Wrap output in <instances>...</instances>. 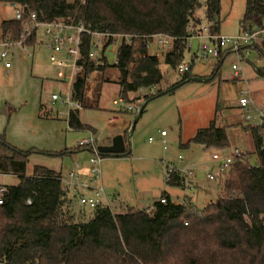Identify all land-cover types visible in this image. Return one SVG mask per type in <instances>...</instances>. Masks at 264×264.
<instances>
[{
  "label": "trees",
  "instance_id": "1",
  "mask_svg": "<svg viewBox=\"0 0 264 264\" xmlns=\"http://www.w3.org/2000/svg\"><path fill=\"white\" fill-rule=\"evenodd\" d=\"M1 3L27 4L26 13L35 12L42 22L71 18L92 31L110 34L99 58L89 57L93 39L88 33L82 35L85 69L73 85V94L82 107L71 110L66 120L70 129L92 130L95 134L80 117L82 108L93 106L87 105L86 97L92 73L104 74L109 67L116 68L121 94L132 102L130 92L155 87L164 79L159 57L150 54L147 47L153 35L175 38L171 49L159 47L165 63L175 70L185 59L189 23L200 21L195 14L202 7L200 0H0ZM205 5L207 18L216 20L214 30L219 32L221 0H205ZM262 28L264 0H246L240 32ZM0 30L1 38L17 40L23 24L14 17L3 19ZM120 33L138 37L119 46L112 65L105 51L114 35ZM35 35L34 32L28 38L26 46L34 45ZM225 57L222 52L216 74ZM256 73L264 76V67H256ZM182 77L171 91L193 78L191 69ZM102 79L109 81L105 76ZM40 109L42 117L53 116L43 103ZM228 127L217 125L214 119L181 146L196 143L208 150L227 149L231 146ZM242 128L250 135L248 153L256 154L258 162L248 164L245 154L237 159L220 178L221 192L212 205L199 209L190 201L175 202L165 192L161 198L165 197L166 202L160 198L150 210L128 207L114 213L110 207L100 206L85 220H77L72 208L75 199L63 188L62 172L36 166L28 174L34 148H20L0 133V174L20 179L17 185H5L4 202L0 204V264H264V144L258 127ZM121 154L130 151L112 155ZM165 180L183 188L184 179L177 173Z\"/></svg>",
  "mask_w": 264,
  "mask_h": 264
},
{
  "label": "rangeland",
  "instance_id": "2",
  "mask_svg": "<svg viewBox=\"0 0 264 264\" xmlns=\"http://www.w3.org/2000/svg\"><path fill=\"white\" fill-rule=\"evenodd\" d=\"M200 1L202 7L195 14L199 19L206 15L205 0ZM245 8L246 0H221V11L217 17L221 34L234 35L241 31L240 20L244 16ZM14 15L15 9L12 4H0V25L3 19L13 18ZM36 35L38 42L34 47L21 45L11 47L10 60L13 65L11 69L4 68V60L0 59V96L4 103L1 108L8 110L11 106L12 110L9 113L17 115L22 99L23 102H27L26 112L30 113L32 105L35 104L33 113L37 115L38 112L39 118L43 120V124L37 129H31L33 133L37 132V139L34 140L36 143L24 147L34 148L29 158L27 173L32 174L36 166H45L66 173L76 164L75 153L80 154L79 162L87 165L85 162L89 159V151L77 148L79 141L87 136V130L70 129L66 121L67 107L60 102H52L51 94L67 91L68 83L57 78L61 68L52 64L50 60L51 50L47 45L43 25L39 27ZM192 43L196 45L197 40H193ZM260 43L258 47H261ZM155 44L154 41L150 51ZM118 46L119 40L111 44L105 53L112 65L117 59ZM160 58V68L164 74L162 82L155 87L129 93L135 106L145 104L143 116L135 127L133 126L132 134L129 135L130 147L129 149L126 147L127 150H131L130 154L104 156L103 185L107 191L118 192L123 201L138 209L148 210L165 192L171 194L178 202L187 197L197 208L203 209L210 200L215 201L221 192L219 188L221 180L207 178L209 172L217 170L212 152L218 149L199 150L196 156L200 157L203 154L202 159L197 161L196 157L193 164L189 158L199 144L192 143L189 148H185L181 143H186L195 130L208 126L214 119L217 125L246 124L244 111L239 104L240 97H249L253 100L254 106L258 104L257 106L264 108V76L256 73V67H264V57L259 55L256 48L252 49L251 54L245 59L230 53L224 58L217 74L215 71L217 59L198 61L192 66V74L197 79L186 81L172 91L170 90L172 86L183 77L175 72L171 65L165 63L164 55L159 56ZM233 64L241 67V75L238 78L234 76ZM115 70L117 69L109 67L104 72L103 77L110 81L103 80L101 73L99 76L91 75L86 89L87 105L94 106L81 110V119L97 128L99 145L104 141L108 142L109 138L113 137L112 130L117 128L108 123L109 117L114 115L113 110L118 108L113 104V100L122 95L120 84L112 81L119 77L118 70ZM160 91L161 93L157 95ZM41 103H46L48 110H53V116L48 118L41 116L39 111ZM61 113L64 115H58ZM126 114L132 116L136 112H126L124 115ZM162 130L169 134L164 139L160 136ZM239 130L240 134L235 135L233 129H229L232 144L240 146L246 155V162L254 165L258 159L256 155L248 153L251 151L249 134L238 127L237 131ZM123 134L128 138L126 131H123ZM150 137L153 141H149ZM161 140L166 141V147ZM180 154L185 156L183 162H179ZM169 162L180 164L182 167H192L193 185L198 182L200 186L184 189L170 185L165 180L166 163ZM19 182V177L15 175L0 174L1 185H17ZM208 189L211 191L207 192ZM72 206L77 220L93 216L94 211L91 209H81L75 204ZM112 210L117 213L125 209L119 204H114Z\"/></svg>",
  "mask_w": 264,
  "mask_h": 264
},
{
  "label": "built area",
  "instance_id": "3",
  "mask_svg": "<svg viewBox=\"0 0 264 264\" xmlns=\"http://www.w3.org/2000/svg\"><path fill=\"white\" fill-rule=\"evenodd\" d=\"M15 9L14 18L19 20L23 24V31L17 40L1 39L0 40V59L4 60V66L6 68L11 67L12 62L10 60V49L15 45L26 46V41L35 32L37 34L40 26L45 28V35L47 37V45L51 50L50 60L52 64L60 67L61 69L57 73V78L61 81L68 83V90L65 92H54L51 94L52 102H60L63 106L67 107L66 114L67 119L70 116L71 110L80 109L82 103L76 99L73 94V85L80 73L85 69L84 55L82 53V35L88 33L92 36L93 45L89 52L90 58H99V53L103 43L109 33L92 31L84 24H75L71 18H60L51 22H42L38 20L37 14L33 11L28 13L27 4H12ZM216 26L215 19H208L207 15L201 18L199 22L191 21L189 23V34L186 37V55L189 58L181 61L175 68V72L183 76L190 71L192 65L196 61H208L211 59H219L222 52L230 50L234 52L238 57L245 59L251 50L258 48V42L264 34V28L253 29L248 31H242L234 35L221 34L216 32L214 27ZM114 41L112 44L119 40V46L124 42L130 44L133 38L138 35L132 34H116L114 35ZM153 41H150L147 45L150 54L157 57L163 55V51L159 48L171 49L174 42V37L164 34L153 35ZM193 40H197V44L194 45ZM156 42L152 51V43ZM118 46V47H119ZM102 51V50H101ZM118 51V50H117ZM106 53V51H105ZM63 68V69H62ZM234 70V76L236 78L241 75V67L237 64L232 66ZM66 69V70H64ZM113 104L118 106L121 111L140 113V106H135L132 102L127 101L123 95L118 96L113 100ZM239 104L244 111V119L246 124L252 127H258L264 144V108H259L253 105L251 98L243 96L239 99ZM58 115H64L63 113ZM124 121L123 114L114 112L108 119L109 125H114ZM132 130L130 126L129 131ZM162 136H166L165 130L161 131ZM153 141V138H149ZM165 147L166 141L163 140ZM78 146L85 148L89 151L88 165L83 167L81 162H76L74 168L70 169L66 173H62L60 180L62 181L64 190L70 195V197L77 200V202L84 209L95 210L100 206H107L111 208L108 200L107 191L103 185V170L102 162L104 159L103 152L99 150L98 137L92 130H87V136L82 138ZM244 151L240 147H233L228 152L221 150H215L212 152V158L217 165V170H212L207 174L209 180H217L223 178L233 167L235 161L241 158ZM179 162L185 160V156L180 154ZM173 173L179 174L183 177V188H194L192 178L194 172L192 167H182L176 163H166V179H169ZM7 190L5 185H0V204L4 202V194ZM161 202H166V198L160 199ZM189 199L184 198L181 204H187ZM213 200L208 202V205H212ZM112 209V208H111ZM149 210V209H148Z\"/></svg>",
  "mask_w": 264,
  "mask_h": 264
},
{
  "label": "crops",
  "instance_id": "4",
  "mask_svg": "<svg viewBox=\"0 0 264 264\" xmlns=\"http://www.w3.org/2000/svg\"><path fill=\"white\" fill-rule=\"evenodd\" d=\"M219 32H220V28H219ZM38 33V32H37ZM36 37H35V43H34V45L35 44H37V42H38V38H37V35H35ZM264 40V35H262V37H261V39H260V41L259 42H261L260 43V45H261V47L260 48H262V41ZM258 42V43H259ZM34 45H32L31 47H34ZM259 49V48H258ZM259 51V50H258ZM225 53H226V56L228 55V54H230V53H234V52H232V51H230V50H226L225 51ZM259 55H261V56H263L264 57V54H262L260 51H259ZM185 57H186V59H188L189 58V56H188V54L187 55H185ZM160 60H161V58H160ZM218 60V59H217ZM196 62H198V61H196ZM196 62H194L193 63V65L196 63ZM217 62V61H216ZM217 64V63H216ZM192 65V66H193ZM13 67V65H11V67H9V68H6L5 66H4V68H6V69H11ZM110 68H114V67H110ZM215 68H216V66H215ZM114 69H116V68H114ZM115 71H117V70H115ZM192 71H193V69L191 68V75L193 76V78L192 79H197V78H195L194 77V74H192ZM93 74H96L97 76H99V72L98 71H95V72H93L92 73V75ZM117 74H118V76H119V72H117ZM12 76H14L13 74H11ZM102 76L104 75V74H101ZM191 79V80H192ZM110 81V80H109ZM112 81H114V82H116L117 83V81H118V78H116V79H114V80H112ZM188 81H190V80H188ZM93 84V83H92ZM1 88V87H0ZM120 91H121V89H120ZM86 97H88V95H87V90H86ZM1 99H2V96H0V133H5V135H6V137H7V139L11 142V143H13V144H15V145H17L18 147H20V148H24L25 146H27V145H32L33 143H36V142H34V140H35V138L37 139V132H35V133H33L32 131H31V129H37L38 128V126H40V125H42L43 123H42V121L43 120H41L39 117H40V115H38V112H37V115H34V113H33V109H35V104L34 105H32V109H31V112L29 113V112H26V110H27V107H25L26 106V104H27V102H23V100L22 99H20V107H19V110H18V114L17 115H11L10 113H9V108L11 107V106H9L8 107V110L7 109H2L1 108V106L2 105H4V103H2V101H1ZM3 99H5V98H3ZM52 100V99H51ZM140 101V99L138 100V102ZM137 102V103H138ZM5 104H6V106H7V102H5ZM42 104V103H41ZM41 104H40V106H41ZM44 104V103H43ZM45 105V109H46V111H51L52 113H53V110L52 109H50V110H48L49 109V107L47 106V104L45 103L44 104ZM258 105V104H257ZM256 105V107H259V106H257ZM94 106V105H93ZM98 106V105H97ZM137 106H140L141 107V104H139V105H137ZM93 108V107H92ZM94 108H96V107H94ZM97 108H99V107H97ZM260 108V107H259ZM84 108H82L81 110H83ZM7 111H8V114H7ZM39 111L41 112V113H43V111L39 108ZM114 112H121L122 114H123V118H124V121H122L121 123H117V124H114V126L113 127H117V128H114L113 130H112V135H113V137H117V136H120V135H122L123 136V138H124V142H125V146H128V149H129V147H130V144H129V141H128V139H129V135L130 134H132V130H133V126L135 127V124L138 122V120H140V118L143 116L142 115V113H143V111L141 112V113H136L135 115H127V114H129V113H127L126 115H124L126 112L125 111H121L120 109H119V107L117 108V109H115V110H113ZM166 116H168V115H166ZM46 118V117H45ZM82 120V119H81ZM83 121V120H82ZM84 122V121H83ZM84 123H86V122H84ZM86 124H88V123H86ZM88 125H90V124H88ZM113 125V124H112ZM223 125H228L229 127H228V132H229V129L230 128H232L233 129V131H234V134L235 135H239L240 134V130L239 131H237V129H238V127L241 129V130H243V128H242V125H247V124H243V123H238V124H236V125H233V124H230V123H225V124H223ZM223 125H220L219 124V126H223ZM95 131H96V133H97V128H95L93 125H90ZM130 126H132V130H130L129 131V128H130ZM112 127V126H111ZM202 128V127H201ZM200 129V128H199ZM123 131H126L127 133H128V138L126 137V136H124L125 134H123ZM163 131V130H162ZM244 131V130H243ZM196 132H197V130H195V132H194V134H191V136L189 137V139H191L195 134H196ZM160 134H161V132H160ZM169 134L167 133V135L166 136H168ZM161 136V138L162 139H164L166 136H162V135H160ZM229 136H230V132H229ZM113 137H110L109 139L110 140H108V142L106 141H104V143H102V144H100L99 146H108V145H112V143H113ZM249 137H250V135H249ZM150 141V140H149ZM162 141V140H161ZM181 141H183L182 139H181ZM230 141H231V139H230ZM163 142V141H162ZM184 142V141H183ZM105 143H107V144H105ZM190 146H188L187 148H189ZM233 147H238L237 145H235L234 146V144H232V141H231V146L229 147V148H227V149H222L221 151H223V152H228V151H230ZM240 147V146H239ZM24 149H26V148H24ZM126 149H127V147H126ZM199 150H208V149H205L202 145H199V147H196V149L194 150V152L192 153L193 155L189 158L190 159V162L191 163H193V164H195V159H196V157H198L197 158V161H199V160H201L202 159V156H203V154L199 157V156H196V154H197V152L199 153ZM209 150H212L213 151V149H209ZM129 151V150H128ZM130 152H131V150H130ZM254 155H256V154H254ZM80 156V154L79 153H75V157H76V162H79V160H78V157ZM257 157V156H256ZM186 158H188V156H186ZM88 160V159H87ZM86 160V162H85V164H87L88 165V161ZM75 162V163H76ZM215 163V162H214ZM87 165H83V167L84 168H86L87 167ZM215 166H216V164H215ZM192 182H193V180H192ZM194 183V182H193ZM196 186H200V183H198V182H196V184H195V187ZM220 186V185H219ZM181 188V187H180ZM220 188V187H219ZM106 189V188H105ZM106 191H107V189H106ZM207 192H210L211 190H206ZM168 193V192H167ZM170 196H171V194H169ZM107 196H108V200H109V202H110V205H111V208H112V206L114 205V204H119L120 206H121V208L122 209H126V208H128V207H132V208H135L134 206H130L129 204H127L125 201H123L122 200V198H121V195L118 193V192H112L111 190H108L107 191ZM161 198V197H160ZM175 202H178V201H176L173 197H171ZM73 204H75L78 208L80 207L81 209L83 208L78 202H77V200H74V202H73ZM191 204H193L194 205V203H192L191 202ZM152 207H150V208H148L149 210L151 209ZM135 209H138V208H135ZM121 212V211H120Z\"/></svg>",
  "mask_w": 264,
  "mask_h": 264
},
{
  "label": "water",
  "instance_id": "5",
  "mask_svg": "<svg viewBox=\"0 0 264 264\" xmlns=\"http://www.w3.org/2000/svg\"><path fill=\"white\" fill-rule=\"evenodd\" d=\"M262 49L264 50V40L262 41ZM125 149L126 146L122 135L114 137L112 145L99 146V150L107 154H120Z\"/></svg>",
  "mask_w": 264,
  "mask_h": 264
}]
</instances>
